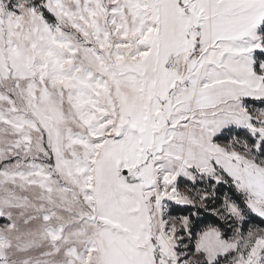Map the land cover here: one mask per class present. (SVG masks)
<instances>
[{
  "label": "snow or ice",
  "instance_id": "obj_1",
  "mask_svg": "<svg viewBox=\"0 0 264 264\" xmlns=\"http://www.w3.org/2000/svg\"><path fill=\"white\" fill-rule=\"evenodd\" d=\"M256 104L264 0H0V264H264Z\"/></svg>",
  "mask_w": 264,
  "mask_h": 264
},
{
  "label": "trees",
  "instance_id": "obj_2",
  "mask_svg": "<svg viewBox=\"0 0 264 264\" xmlns=\"http://www.w3.org/2000/svg\"><path fill=\"white\" fill-rule=\"evenodd\" d=\"M183 184L184 182L183 180H181V183H180L181 188H183ZM188 186H190V184ZM224 191H225L224 189L221 190V195L223 194ZM194 211L195 209L191 208V206L173 205L169 209V214L172 216H176V217L188 216V215H191V213ZM192 219L194 223L197 224L199 227H203L205 224L213 223L215 221L214 217L210 216L209 213H206L204 211H201L199 217L193 216ZM251 223L259 224V219L258 218L254 219L253 221H251Z\"/></svg>",
  "mask_w": 264,
  "mask_h": 264
},
{
  "label": "rangeland",
  "instance_id": "obj_3",
  "mask_svg": "<svg viewBox=\"0 0 264 264\" xmlns=\"http://www.w3.org/2000/svg\"><path fill=\"white\" fill-rule=\"evenodd\" d=\"M255 107H257V108H259V107H264V105L256 104ZM181 186H182V185H181ZM184 187H185V184H183V188H181V189L183 190ZM189 187H191V185H190ZM196 187L199 188V187H202V185L198 184V185H196ZM173 205H176V204H174V203H170V204H169V209H170V207L173 206ZM180 206H181V205H180ZM169 209H168V212H169ZM169 215H170V214H169ZM170 216H172V215H170ZM172 217H176V216H172ZM179 217H182V216H179ZM0 222H2V221H0Z\"/></svg>",
  "mask_w": 264,
  "mask_h": 264
}]
</instances>
